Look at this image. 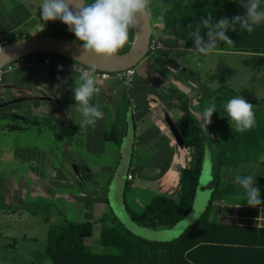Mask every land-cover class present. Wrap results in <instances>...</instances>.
Returning a JSON list of instances; mask_svg holds the SVG:
<instances>
[{"label":"crops","instance_id":"obj_1","mask_svg":"<svg viewBox=\"0 0 264 264\" xmlns=\"http://www.w3.org/2000/svg\"><path fill=\"white\" fill-rule=\"evenodd\" d=\"M11 3L12 0H0V40L18 30L26 32L24 26L28 24L34 30H43L31 24L35 13L26 8L24 2L14 7ZM21 8L25 13L18 15L16 11ZM152 22L155 36L164 42L163 48L137 65L132 87L124 86L116 76L98 81L100 94L93 103L100 105L104 117L95 127L79 128L73 120L79 119V114L72 89L79 82L82 68H72V60L35 54L5 67L0 81V117L22 120L28 124L23 129L28 133L33 128L31 123L37 124L36 135L44 128L45 132H51L49 140L41 141L42 148L27 147L19 152L18 161L26 165V178L30 181L25 184L26 178L22 176L23 185H28L23 190L14 183L7 186L9 204L17 194L30 202L37 198L47 203L65 202L68 207L65 213L78 209L82 221L98 224L104 217L122 223L118 210L123 201L127 202L130 187V196L132 194V199L137 198L140 203L133 200L136 209L126 203L129 213L131 209L143 211L155 194L179 197L181 169L196 161L197 148L187 146L182 140L177 126L182 111L169 96L172 88L177 87L197 107L201 98L209 96L216 88L185 73V63L177 58L184 55V51L192 50L170 35L163 22L158 19ZM66 28L67 33L74 34L67 25ZM223 52L220 44L214 51ZM47 58L50 64L45 62ZM183 74L185 78L181 77ZM189 78L192 83L186 81ZM124 99L126 108L123 109ZM193 112L199 120L200 112L197 109ZM118 119L120 141L109 140L106 133ZM258 207L264 209V205ZM247 208L250 207L236 206L232 215L238 218L240 211L246 212ZM259 224H264V217L259 218Z\"/></svg>","mask_w":264,"mask_h":264},{"label":"trees","instance_id":"obj_2","mask_svg":"<svg viewBox=\"0 0 264 264\" xmlns=\"http://www.w3.org/2000/svg\"><path fill=\"white\" fill-rule=\"evenodd\" d=\"M89 3L92 0L86 4ZM161 5L167 8L163 19L160 18ZM261 5L264 7V0H261ZM244 12L239 0H151L149 14L152 19L163 22L170 35L193 50V42L188 35L191 29L187 25L191 24L194 28L196 22L201 17L206 18L208 13L212 14L215 21L221 17L243 15ZM203 31L201 34L205 35ZM134 35V27H131L128 43L123 50L127 51L131 47ZM227 35L234 44L221 42L223 51L264 55V23L254 26L251 33L237 25V31L229 30ZM24 36L30 35L16 31L5 39V44ZM2 45L0 40V47ZM172 89L169 100L182 111L177 122L178 130L187 146L197 148L196 161L192 167L181 169L178 198L155 194L143 211L131 209V217L141 225L156 229L171 227L183 219L192 209L208 147L213 162V178L206 211L178 237L169 241L145 239L116 219L109 218L110 223L103 224L101 230L100 251L94 250L88 242L93 236L94 222L65 219L58 225H50L48 231L45 253L53 264H264V224H259V218L264 217V209L247 208L246 212L240 211V218H225L226 214L233 213L232 207L225 205L229 197H244V190L234 183L237 175H252L256 178L260 198L264 201V96L247 87L236 89L234 86L221 85L209 96L201 98L195 107L186 93L177 87ZM240 95L253 104L255 115L254 126L244 132H237L234 127L232 129L227 115H221L222 105ZM125 100L123 109L126 108ZM213 102L217 111L213 113L205 131L193 111L197 109L201 113L204 107ZM120 126L118 119L106 133V138L120 141ZM216 199L224 201L220 212L217 211ZM102 219L103 222L108 220L107 217Z\"/></svg>","mask_w":264,"mask_h":264},{"label":"rangeland","instance_id":"obj_3","mask_svg":"<svg viewBox=\"0 0 264 264\" xmlns=\"http://www.w3.org/2000/svg\"><path fill=\"white\" fill-rule=\"evenodd\" d=\"M87 1L88 0H73L72 3L76 4L77 2V5L86 4ZM19 2H24V6L35 13V18L33 17L31 24L43 28V30L38 31L30 27L29 24L25 25V30H23L30 36H36V33H39V35L62 36L69 39H77L74 34L66 32V25L61 21L56 20L45 23L41 20L40 5L43 0H12V7L16 5L22 6ZM16 13L22 15L25 13V9L21 8L17 10ZM41 21H43V24ZM153 34L155 35V33ZM124 51L125 50H119V52ZM183 53L184 55L179 56L178 54L175 58L179 56L177 60H183L186 66L185 73L195 78L199 77L200 80L207 83L210 88L217 89L221 85L234 86L236 89L247 87L257 94L264 96V55L254 56L242 53L223 52L204 56L202 54H197L193 50L184 51ZM150 54L151 53H148L145 59L150 57ZM53 56L54 58H60L58 55L53 54ZM189 75L188 77H190ZM181 77L185 78L184 74ZM186 81L192 83L191 78ZM184 83L188 84L186 82ZM35 125L37 124H30L33 128H31V131L29 130L28 133L23 130L28 124L25 125L22 120L0 117V264H53L52 261L46 257L45 253V244L50 225L62 223L63 218L70 221L83 222L78 209H69L67 213L64 212L68 209V207L65 206V202L64 204L60 201L47 203L44 199L38 198L30 202L24 200L22 196L18 194L14 200L10 201V204L6 201L8 197V193L6 192L7 186H12L14 183L18 185V188L20 187L19 189L22 188L23 190L25 187L28 188V185H23V182L28 184L30 181V179L26 178V165L18 161V157L20 156L18 155L19 152L27 147L38 150L42 148V140H49L51 132H45L44 128V131L38 132L36 135L35 128L37 126ZM186 157H188L187 154L185 160H187ZM194 164V161L189 162L190 166L188 165V167H192ZM38 172L41 173V170H38ZM22 176H25L26 179ZM21 178L24 179L23 182ZM212 178L213 162L210 150L207 147L194 203L190 212L183 219L167 228L156 229L141 225L132 219L126 205V203H128L129 206L136 209L133 205V200H135L136 203H140L137 198L133 197L132 199V194L130 196V189H132L130 187L127 192V202L121 201V210H118L120 220L125 228L145 239L153 241L172 240L178 237L191 224L195 223L203 212L206 211L211 196L210 184ZM261 200L263 201V199ZM226 202L225 205L232 207V210L235 209L237 205H239L238 207L246 206L256 208L245 203V196H231ZM215 204L217 205V211L220 212V207L223 206L224 201L222 199H216ZM63 206L65 207L62 208ZM195 210L198 217L193 216ZM137 212H141V210H137ZM62 214L68 217H63ZM232 214H226L225 218L237 219V216ZM238 218H240V216H238ZM107 219L106 222H103V219H101L98 224H95L93 236L88 240L94 250H102L100 244L101 230L103 224L110 223V219ZM168 233H173L170 239L161 238Z\"/></svg>","mask_w":264,"mask_h":264},{"label":"clouds","instance_id":"obj_4","mask_svg":"<svg viewBox=\"0 0 264 264\" xmlns=\"http://www.w3.org/2000/svg\"><path fill=\"white\" fill-rule=\"evenodd\" d=\"M239 3L245 9L243 15L221 17L214 21L212 14L208 13L206 18L201 17L196 22L194 28L191 24L187 25L191 29L188 35L193 42L194 52L208 56L214 53L221 42L227 45L234 44L227 32L237 31V25L240 29L251 33L254 26L264 23V7L261 5V0H239ZM150 4L151 0H92V3L78 5L70 3L69 0H43L40 5V18L45 23L59 20L66 24L68 30L83 42L81 48L84 53L95 54L109 61L128 43L129 29L136 25L137 14L150 13ZM161 9L160 18L163 19L167 8L161 5ZM202 29L205 35L201 34ZM132 79L133 74L128 73L123 81L124 85L132 87ZM72 93L79 114V119H73L74 122L79 128L95 127L97 121L104 117V112L98 103H93L100 94V88L97 87L95 79L88 70L80 73L79 82L72 89ZM222 107V117L227 115L229 124L235 131L244 132L254 126L253 104L244 96H234ZM215 111L217 108L214 102L201 110L199 120L205 131ZM234 183L244 190L247 205L252 207L264 205L256 178L252 175H237ZM193 216L198 217L196 210Z\"/></svg>","mask_w":264,"mask_h":264},{"label":"water","instance_id":"obj_5","mask_svg":"<svg viewBox=\"0 0 264 264\" xmlns=\"http://www.w3.org/2000/svg\"><path fill=\"white\" fill-rule=\"evenodd\" d=\"M134 30L131 47L125 52H118L109 61L95 54L84 53L81 48L83 42L73 39L52 35L24 36L0 47V70L31 55L54 54L101 71H124L136 67L149 53L154 33L150 14H137Z\"/></svg>","mask_w":264,"mask_h":264},{"label":"built area","instance_id":"obj_6","mask_svg":"<svg viewBox=\"0 0 264 264\" xmlns=\"http://www.w3.org/2000/svg\"><path fill=\"white\" fill-rule=\"evenodd\" d=\"M154 37L152 36V38H151L149 52H151L152 54H157L158 51L161 48H163L164 42L162 40H160L158 37H156V36H154ZM1 43L4 45L6 43V40L2 39ZM50 61H51L50 58H47L45 60V62L48 63V64H50ZM74 66H75V68H74ZM71 67L74 68V69H81L82 68L81 69L82 71L83 70H88L90 72V74L93 76V78L95 79L97 87H99L98 86V81H100V80L105 81V80H108L109 78H111L112 76H116L123 83V81L127 78L128 73H132L133 74V78H134V76L136 74V69L134 67L129 68V69L124 70V71H119V72H108V71H101V70H97V69H95L93 71V68L88 67L86 65H82V64H80L78 62H75V61H72ZM3 72H4V69H1L0 70V81L3 80ZM124 86H126V85H124ZM129 178L131 179L132 175H129Z\"/></svg>","mask_w":264,"mask_h":264},{"label":"snow or ice","instance_id":"obj_7","mask_svg":"<svg viewBox=\"0 0 264 264\" xmlns=\"http://www.w3.org/2000/svg\"><path fill=\"white\" fill-rule=\"evenodd\" d=\"M173 233H168L165 236L161 237V238H167L170 239L172 237Z\"/></svg>","mask_w":264,"mask_h":264}]
</instances>
